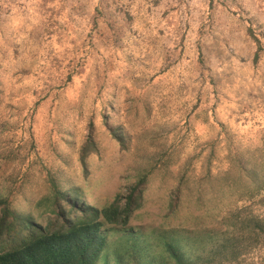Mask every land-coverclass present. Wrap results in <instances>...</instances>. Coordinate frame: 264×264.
<instances>
[{
    "label": "rangeland",
    "instance_id": "374dc122",
    "mask_svg": "<svg viewBox=\"0 0 264 264\" xmlns=\"http://www.w3.org/2000/svg\"><path fill=\"white\" fill-rule=\"evenodd\" d=\"M105 116L133 133L130 150ZM254 147H264V0H0V200L28 210L59 171L107 203L155 169L131 224L106 225L98 264H176V238L195 240L169 213L177 174H239L234 158ZM229 190L264 215V188L252 200ZM237 262L264 264V246Z\"/></svg>",
    "mask_w": 264,
    "mask_h": 264
},
{
    "label": "trees",
    "instance_id": "16d2710c",
    "mask_svg": "<svg viewBox=\"0 0 264 264\" xmlns=\"http://www.w3.org/2000/svg\"><path fill=\"white\" fill-rule=\"evenodd\" d=\"M105 118L121 150H130L134 137L130 129L122 124L114 128L110 116ZM96 148L92 128L80 157L85 169H89L87 158ZM234 162L232 168H240L236 175L209 171L204 175L188 169L177 174L178 182L168 191L169 213L176 221L180 216L193 224V230L179 228L191 232L195 240L189 244L176 238L172 251L176 264H238L253 249L264 246V215L239 206L235 197L227 208L222 202L231 199L226 197L229 192L223 191L226 185L237 200L245 191H250L244 196L252 200L255 189L260 192L264 188V147L242 152ZM154 174L155 169L142 173L125 194L118 193L107 203L97 196L90 198L74 177L59 171L49 172L47 192L34 199L28 210L18 211L11 201L0 200V264H98L109 242L106 225L131 224L135 212L146 205ZM160 174L164 190L168 173L163 169ZM183 206L185 211H181Z\"/></svg>",
    "mask_w": 264,
    "mask_h": 264
}]
</instances>
